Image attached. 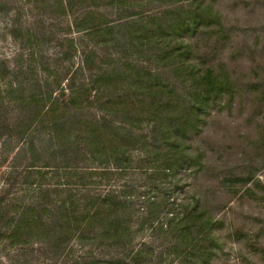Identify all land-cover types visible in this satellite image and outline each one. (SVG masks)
<instances>
[{
  "label": "rangeland",
  "instance_id": "obj_1",
  "mask_svg": "<svg viewBox=\"0 0 264 264\" xmlns=\"http://www.w3.org/2000/svg\"><path fill=\"white\" fill-rule=\"evenodd\" d=\"M0 197V264H264V0H0Z\"/></svg>",
  "mask_w": 264,
  "mask_h": 264
},
{
  "label": "trees",
  "instance_id": "obj_2",
  "mask_svg": "<svg viewBox=\"0 0 264 264\" xmlns=\"http://www.w3.org/2000/svg\"><path fill=\"white\" fill-rule=\"evenodd\" d=\"M179 25H182V24H179ZM185 25V24H184ZM157 29L158 31H161L159 29V26L160 25H157ZM153 36V35H152ZM153 39H157V38H154L152 37ZM155 42V45L158 46V40H151L147 39V44H152L153 42ZM147 46V53L149 51V49H151V46ZM158 51V55H157V58H159V61L160 60H164L166 58V56L170 55L172 53V50L171 49H165V47L163 46H159V48L157 49ZM178 54H180L181 52H177ZM207 74H205L203 77H201L202 79L206 77ZM200 78V79H201ZM201 79V80H202ZM201 94V97H200V102H206L207 101V94L205 91H202L200 92ZM173 101H169L167 100L165 103H169L172 104ZM161 104V101H158L156 99V102H154L153 104H151V102H149V106H152L153 105V108H158L159 105ZM200 103L198 102H194V103H189L185 108V114L181 116H179V111L177 113L173 112V113H169L168 115H165V116H162L160 115L158 112H152L150 114V121L148 123V126L150 127V130H151V134L152 135H155V133H159L163 136H170L171 138H173V142H171V144H169V148L167 150V155H168V158L167 160L165 161L166 163L164 164V167H166V169H175L177 168L178 164L182 161V160H176V161H171L170 158H171V155L169 154L171 151H176V136L174 133L177 132V130L179 129V125L182 124L183 122H180V119L182 117H186L188 116V118L192 121V118L193 116L191 115H194L195 111L197 109H200ZM175 106V107H174ZM173 106V109L174 108H180V106H182L181 104L180 105H174ZM194 122V121H193ZM173 132V133H172ZM172 133V134H170ZM162 136V137H163ZM112 197H105L104 200L100 201V202H96L94 199H92L91 197L88 199L89 201H86L84 202L83 204V207H85L86 209H91L92 207V214L90 216V218H100L98 220V223L100 224L101 226V230L103 231V233L106 235V234H109L110 233V230H107L106 228V225L107 224H111V222H114V221H117L116 217L113 215L114 214V210H115V202H114V199L112 198V200H110ZM2 198L0 197V210H3L5 208H7V205L6 204H3L2 206ZM72 203V202H71ZM75 203V202H73ZM45 205V204H44ZM60 205L64 208V206L66 205H69V203H67L65 200L63 202L60 203ZM74 205V204H73ZM32 207V206H30ZM29 210V207H27ZM27 212V211H26ZM25 213V211H24ZM23 213V215H24ZM116 215V214H115ZM68 219V218H67ZM118 222V221H117ZM18 229V228H17ZM80 233V232H79ZM78 233V234H79ZM80 235V234H79ZM117 234L116 232H113L111 238L112 239H115L117 238Z\"/></svg>",
  "mask_w": 264,
  "mask_h": 264
}]
</instances>
